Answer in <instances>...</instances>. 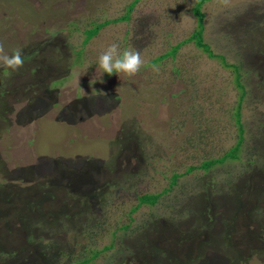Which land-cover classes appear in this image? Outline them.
I'll return each mask as SVG.
<instances>
[{"label":"rangeland","instance_id":"rangeland-1","mask_svg":"<svg viewBox=\"0 0 264 264\" xmlns=\"http://www.w3.org/2000/svg\"><path fill=\"white\" fill-rule=\"evenodd\" d=\"M132 1L0 0V41L25 60L0 65V88L17 72L32 86L0 99V264H75L111 243L92 264H264V0L201 6L204 43L223 61L189 44L159 62L198 29L197 0H141L128 22H105ZM113 42L160 73L103 74ZM224 63L241 75V103Z\"/></svg>","mask_w":264,"mask_h":264},{"label":"trees","instance_id":"trees-1","mask_svg":"<svg viewBox=\"0 0 264 264\" xmlns=\"http://www.w3.org/2000/svg\"><path fill=\"white\" fill-rule=\"evenodd\" d=\"M141 0H133L132 2H130V4L126 7V13L123 17H120L116 20H111V21H105V22H109L110 24H117V23H122V22H128L130 19V15L132 14V12L135 10V6L140 2ZM211 0H197L196 6L193 9V14L196 16L197 18V27L198 29L196 31H194L192 33L191 36H189L187 39L181 41L180 43H178L176 46L172 47L171 51L168 54L162 55V57L157 58L156 60H154V62H159L162 61L164 59L167 58H174L175 55L177 54V52L184 46L189 45V44H193L197 49L201 50L204 54H206V56L209 59H219L223 61V58L220 56H216L213 54V52L211 51L210 47L204 43L203 40V18L204 15L201 13L200 9L201 6L206 3L209 2ZM104 23V22H103ZM101 23L97 26H95L94 28L88 29L86 30V34H87V38H85V40L83 41V45L85 46L89 41H91V39H93V37L97 36V34L99 33L100 30L104 29V24ZM107 25V24H106ZM225 67H229L232 68L235 74V83H236V87L240 89L241 93H240V101L239 103H241V101L244 98V89L242 87V85L240 84L239 80L241 78V75L239 74L237 68L235 65H228L226 63H224ZM6 74V72L4 73ZM19 75V77H17L15 80L8 82L4 76L1 77V82L4 83L5 85V89H1L0 88V99H6L7 97H9V95H11V92L14 90V87L17 89V87H20L18 89V91L16 92V95L19 94V92H30V90L32 91V86L30 84L27 83H22V84H17L20 80V72H17V76ZM10 76V75H9ZM22 77V75H21ZM45 78H40V81L43 82ZM11 80V79H10ZM1 103V101H0ZM2 107V105H1ZM3 110H1L0 112V123H5V120L2 116ZM234 118L236 119V127L238 130V140L236 142V144L234 145V147L231 148V151L229 153V160H237V152L239 150V147L241 145V143L243 142V134H244V130L242 127V123H241V113H240V105L237 107V109L234 112ZM224 157V156H223ZM221 159H211V160H206L203 161L199 166L196 167H190L186 170V172L183 175H187L190 173H193L194 171H203V172H208L211 171L212 169L215 168V166H217L218 164H222L224 159H227V155L224 158ZM228 160V159H227ZM181 176L178 174H174L171 177V182L172 185H174L176 183V181L180 178ZM168 191L164 190L162 193L159 194H146V195H140L138 196V206H136L135 208L131 209L130 213H134L136 212L141 206H145V205H149V206H153L157 200L159 199V197L165 193H167ZM123 230H127L128 226L123 227ZM113 247V244L111 243L109 246L104 247L103 250L101 251H87L85 256L82 258V260L78 261V263L75 264H92L93 261L98 258V256L105 251H110Z\"/></svg>","mask_w":264,"mask_h":264},{"label":"clouds","instance_id":"clouds-1","mask_svg":"<svg viewBox=\"0 0 264 264\" xmlns=\"http://www.w3.org/2000/svg\"><path fill=\"white\" fill-rule=\"evenodd\" d=\"M24 62V56L19 47L9 53L4 42L0 41V65L11 72H16L24 66ZM98 68L103 74L107 73L109 76L115 73L128 77L135 76L142 68H148L156 74H159L161 70L159 65L147 64L139 50L131 46L122 49L120 43L117 42L110 44L99 55Z\"/></svg>","mask_w":264,"mask_h":264}]
</instances>
